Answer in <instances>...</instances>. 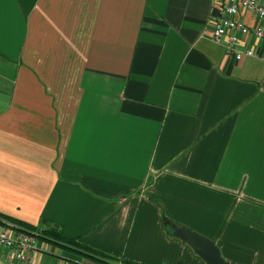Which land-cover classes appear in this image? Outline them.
Segmentation results:
<instances>
[{"label":"crops","instance_id":"obj_1","mask_svg":"<svg viewBox=\"0 0 264 264\" xmlns=\"http://www.w3.org/2000/svg\"><path fill=\"white\" fill-rule=\"evenodd\" d=\"M216 11L0 0V220L108 256L39 237L36 264H207L166 221L264 264V57H228Z\"/></svg>","mask_w":264,"mask_h":264},{"label":"built area","instance_id":"obj_2","mask_svg":"<svg viewBox=\"0 0 264 264\" xmlns=\"http://www.w3.org/2000/svg\"><path fill=\"white\" fill-rule=\"evenodd\" d=\"M211 37L222 42L226 55L264 57V0H213ZM38 236L0 220V246L8 264H36Z\"/></svg>","mask_w":264,"mask_h":264},{"label":"trees","instance_id":"obj_3","mask_svg":"<svg viewBox=\"0 0 264 264\" xmlns=\"http://www.w3.org/2000/svg\"><path fill=\"white\" fill-rule=\"evenodd\" d=\"M5 217H7L8 220L12 221L16 227L29 232H34L38 236V238L40 237V238L48 239L50 241L59 244L64 248L79 251L84 255L93 259L108 261L107 260L108 256L101 250H98L90 245L84 244L75 237L65 236L60 228L48 223L46 220L40 219L39 222L41 223L40 225L39 223L32 224L30 222H26L24 220L14 218L12 216H5ZM168 229L171 231V227L168 226ZM126 264H134V263L126 261Z\"/></svg>","mask_w":264,"mask_h":264},{"label":"water","instance_id":"obj_4","mask_svg":"<svg viewBox=\"0 0 264 264\" xmlns=\"http://www.w3.org/2000/svg\"><path fill=\"white\" fill-rule=\"evenodd\" d=\"M172 227L174 236L185 240L207 262V264H226L220 248L214 240L189 227L166 221Z\"/></svg>","mask_w":264,"mask_h":264}]
</instances>
